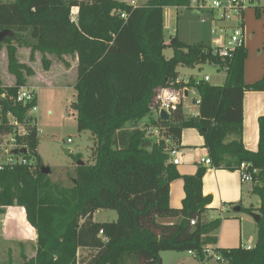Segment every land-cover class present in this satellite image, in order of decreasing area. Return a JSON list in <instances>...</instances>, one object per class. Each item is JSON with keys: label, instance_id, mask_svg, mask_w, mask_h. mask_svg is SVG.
<instances>
[{"label": "trees", "instance_id": "16d2710c", "mask_svg": "<svg viewBox=\"0 0 264 264\" xmlns=\"http://www.w3.org/2000/svg\"><path fill=\"white\" fill-rule=\"evenodd\" d=\"M190 3L0 0V31L13 33L0 47L6 45L8 70L15 77L14 86L0 82V136L14 133L10 118L20 123L29 119L31 106L13 101L34 75L18 58L17 44L24 43L31 48V59L42 53L45 70L51 66L48 55L78 60V129L95 139L94 163L76 168L71 187L42 173L35 132L26 139L30 165L0 170V215L8 207L24 209L37 234L35 257L22 250L21 262L10 258L0 264H162L161 253L167 251H194L200 263L206 261L204 250L217 244L222 219L206 216L212 203L203 193L207 168L199 165L194 175L181 176L171 162L169 152L181 145L185 129L203 137L213 168L238 171L247 163L259 170L253 192L259 197L256 212L261 220L254 248L217 251L227 264H264V115L258 120V151L246 149L243 142V98L246 92H264V79L245 84L246 48L224 61L205 45H188L178 37L165 43V9ZM166 47L173 49L171 59L163 54ZM202 64L227 67L224 84L194 79L181 83L178 87L199 93V114L187 117L180 105L162 121L156 101L160 89L179 79V67ZM153 128L161 129L159 136L151 133ZM180 178L185 198L181 209H173L170 185ZM102 210L116 211L118 220L94 221ZM166 219L176 222L165 224Z\"/></svg>", "mask_w": 264, "mask_h": 264}, {"label": "rangeland", "instance_id": "374dc122", "mask_svg": "<svg viewBox=\"0 0 264 264\" xmlns=\"http://www.w3.org/2000/svg\"><path fill=\"white\" fill-rule=\"evenodd\" d=\"M1 1L12 2L14 0ZM128 1L130 2L131 0ZM195 11L191 6L180 9L174 7L165 9L164 37L167 45H169L172 37L177 36H182L189 45H209L213 30H217L219 25L213 23L210 11H205L203 15L196 14ZM25 38L27 43L29 38ZM24 45V43H22V46L17 44L20 62L25 63L29 67L31 66L33 71L44 72L42 53L35 52L34 57L31 59V48ZM163 54L166 59H171L173 57V49L166 47ZM5 55L6 45L0 47V82L12 84L14 78L8 70ZM51 57L56 61L57 57ZM250 64L253 65V63ZM178 72L180 78L184 81H189L193 78L199 82L207 76L211 78L209 83L213 86L223 85L226 79V73L218 66L212 64L197 65L195 68L179 67ZM33 76L28 78L29 84L27 82L25 86L37 89L38 112L32 114L37 119L40 131L38 134L39 146L37 152L43 161L44 167L50 168L52 181L64 187H71L73 184L72 180L76 176V168L78 167L77 156L81 157L80 161L87 165H92L94 163L92 154L95 147L93 135L89 131H79L78 129L77 111L74 109V105L78 101L76 90L77 74L70 73L66 76H58L54 80L49 79V82L44 80L37 81L36 78H32ZM199 99V93L194 88H190L188 97L184 100V112L187 117H193L198 113L199 108L196 105V101ZM186 137L189 141H195L196 139L198 141L200 139L199 133L195 129L189 130ZM65 150H70V153H65ZM253 186L251 183L245 184L241 201L235 206H228L227 212L221 217L222 222L234 221L238 235L240 232L242 233L243 229V247H254L258 234L257 223L247 211L253 209L254 212L252 214L257 213L260 203L258 195L253 192ZM238 207L242 208V211L234 212V209ZM117 220L118 214L114 210L98 211L95 215V221L98 223L116 222ZM241 223H243L242 226ZM22 250L25 251L28 257L35 256L37 240L33 245L26 241L23 245L18 240L8 243H3L1 240L0 262H7L10 258L16 263L21 262ZM83 255L84 257L87 256L86 254ZM161 261L162 264H200L197 259L183 251L163 252L161 253ZM212 263L214 264V260L205 264Z\"/></svg>", "mask_w": 264, "mask_h": 264}, {"label": "crops", "instance_id": "0c3cea01", "mask_svg": "<svg viewBox=\"0 0 264 264\" xmlns=\"http://www.w3.org/2000/svg\"><path fill=\"white\" fill-rule=\"evenodd\" d=\"M149 1L150 0H131L129 2L127 0L119 2L141 6L147 4ZM77 13V9L73 10L74 17L77 15ZM243 22L246 30L245 48L247 51V59L245 61L244 68V81L245 84L250 85L264 79V63L262 65V62H264V9L260 11L259 14L255 9H248L244 13ZM223 26L226 29H229V24H223ZM179 37L182 38V36ZM180 40L187 44L184 38ZM216 40H220L218 35L211 36L210 43L206 46L211 48L216 47ZM5 57L7 61V50ZM47 57L51 60L52 64L50 68L48 70H44V72L38 73L34 71L35 74L32 78H36L37 81L44 80L49 82V79L54 80V78L58 76H66L70 73L77 74V59L71 56H63L62 58H57L56 61H54L53 57L49 55ZM250 63H253V65ZM13 78L12 84L2 83V85L5 87L14 86L15 77L13 76ZM179 79L184 81L180 77ZM198 114L199 109L195 116ZM263 115L264 92H246L243 98V142L246 149L253 152L258 151V120ZM189 130L191 129H185L183 131L182 142L178 147L181 150V164L176 166V169L181 176H189L196 173L199 165L207 168V172L203 178V193L205 196L212 197V203L209 206V211L207 212L206 216L209 220H215L218 218L222 219L221 217L227 212L228 206H235L239 201H241L244 193V185L247 183L243 184L241 182V175L239 171L215 169L211 166L203 165L201 160L208 157V151L204 147V139L198 132L200 139L198 141L197 139L195 141H189L186 137V134ZM184 198V181L182 178H180L170 185L171 208L181 209ZM239 211H242V208ZM163 222L165 224H173L176 222V220L166 219L163 220ZM242 225L243 223H241V226ZM243 233L244 232L242 229V233L240 232L238 235L234 221L222 222L220 228L216 232L217 244L214 247L218 248L219 250H230L243 247ZM1 240L3 243L18 240L23 245L25 244V241L32 245L36 242V231L27 222L24 209L20 207H8L6 209V213L4 215H0V242ZM237 245L239 246L237 247ZM205 263L206 262L200 264ZM214 264L216 263L214 262ZM221 264H226V262Z\"/></svg>", "mask_w": 264, "mask_h": 264}, {"label": "built area", "instance_id": "2783aa9c", "mask_svg": "<svg viewBox=\"0 0 264 264\" xmlns=\"http://www.w3.org/2000/svg\"><path fill=\"white\" fill-rule=\"evenodd\" d=\"M190 6L199 12L201 15L205 11H210L212 14L213 23H217L218 29L213 30V35H218L220 40H217V46L212 47L213 54L218 56L221 60H231L238 49L246 46V30L244 27L243 17L245 11L248 9H255L262 11L264 9V0H191ZM125 18V14L121 15ZM205 23V21H203ZM223 24H229L226 29ZM227 73L228 68H220ZM202 81L209 82L210 78L205 77ZM189 81H181L180 79L170 83L168 86L160 89L157 94L156 101L158 104V116L160 112L165 111L171 116L181 105L184 108V100L188 97V87H178L181 83L188 84ZM5 96L3 95L2 98ZM16 104L23 106H31L28 111L29 119L24 123L18 122L16 119L10 118V125L14 129L12 135L0 136V170L13 169L18 166H28L32 162L30 160V153L26 139L32 135L33 132L38 136L39 128L38 122L33 113L38 112L37 106V89L35 87H21L16 96L13 98ZM199 107L200 100L196 101ZM151 133L154 136H159L160 128H153ZM27 150V155L19 153L12 155L14 150ZM171 162L175 166L181 164V150L176 147L169 152ZM203 165L212 166V160L207 157L201 160ZM241 175V182L251 183L255 182V177L259 174V170L252 168L250 164L242 163L238 168ZM195 225V221L191 222ZM246 250H252L254 247H243ZM188 254L199 261L200 255L194 251H189ZM205 259L207 261L214 260L216 264L224 263L221 253L217 248H206L204 250Z\"/></svg>", "mask_w": 264, "mask_h": 264}, {"label": "water", "instance_id": "95a60500", "mask_svg": "<svg viewBox=\"0 0 264 264\" xmlns=\"http://www.w3.org/2000/svg\"><path fill=\"white\" fill-rule=\"evenodd\" d=\"M195 13L196 14H200L197 11H195ZM12 36H13V33L11 31H0V44L4 43L7 40V38L12 37ZM160 119L162 121H168L170 119V116H169V114L167 112L161 111L160 112ZM19 153H21L23 155H27V150L26 149H22V150H14V151H12V155H18ZM65 153L69 154L70 150H65ZM77 165L78 166H84L85 163L82 162V161H79ZM41 171H42L43 174H46V175H50V173H51V170L48 167H43ZM240 209L241 208L238 207V208H235L234 211L239 212ZM251 215L254 218V220L256 221V223L258 224L260 222V220H261V216L259 214H257V213H254V214L251 213Z\"/></svg>", "mask_w": 264, "mask_h": 264}]
</instances>
